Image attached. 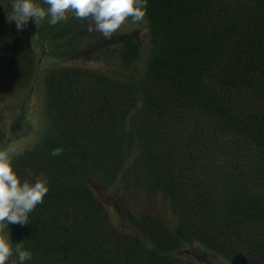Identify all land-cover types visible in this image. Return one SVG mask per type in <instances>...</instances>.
Masks as SVG:
<instances>
[{
    "label": "trees",
    "instance_id": "16d2710c",
    "mask_svg": "<svg viewBox=\"0 0 264 264\" xmlns=\"http://www.w3.org/2000/svg\"><path fill=\"white\" fill-rule=\"evenodd\" d=\"M147 16L149 56L129 39L105 68L49 70V126L13 159L50 188L29 224L8 226L32 253L24 264H199L198 244L264 264V0H147ZM39 28L32 42L0 15V84L25 86L57 60ZM119 183L162 195L169 217L114 229L99 191Z\"/></svg>",
    "mask_w": 264,
    "mask_h": 264
},
{
    "label": "rangeland",
    "instance_id": "374dc122",
    "mask_svg": "<svg viewBox=\"0 0 264 264\" xmlns=\"http://www.w3.org/2000/svg\"><path fill=\"white\" fill-rule=\"evenodd\" d=\"M0 4L11 10V0H0ZM7 10L0 6V15L8 19ZM49 20L50 17H47L42 21L40 28L34 21H29L22 32L32 42H36L35 35L38 37V34L35 30L38 27V30H41L42 42L35 45L40 47L46 41L42 53L51 58L56 57L57 60L55 62L51 60L38 68L31 81L25 86L0 84V150L10 145L15 146L17 151L33 149L39 145L49 126L46 112V79L51 68L60 67L65 61L69 65L79 67L105 68L120 61L118 57L122 49L124 50V42L129 39L143 43L147 47L148 56L152 51L147 15L140 23H132L129 19L111 39L103 38L96 31L89 32V21L78 20L72 13H69L67 20L61 21L71 22L69 30L68 27L58 24H55L54 32V26L46 29L45 25ZM12 24L16 26L14 22ZM47 35L49 40H46ZM139 60L141 63L144 62L141 58ZM110 188H112L109 190L110 194L99 188V196L106 207L110 223L117 231H133L131 228L133 217L142 218L148 214L169 217V205L158 193L136 192L134 186L126 187L122 183ZM8 231L10 233L9 227ZM194 253L199 259V264H229L224 258L212 253L201 244L194 247Z\"/></svg>",
    "mask_w": 264,
    "mask_h": 264
},
{
    "label": "clouds",
    "instance_id": "9594fccd",
    "mask_svg": "<svg viewBox=\"0 0 264 264\" xmlns=\"http://www.w3.org/2000/svg\"><path fill=\"white\" fill-rule=\"evenodd\" d=\"M47 8L36 0H11L8 20L22 31L29 21L37 26L47 17L55 25L74 14L78 20L89 21V32H99L103 38L111 39L130 19L132 23L144 21L147 15V0H43ZM62 149L52 152L58 156ZM18 152L10 145L0 150V264H8L12 257H18L19 264L32 258L30 251L24 250L21 243H13L8 226L29 224V215L38 205L43 204L49 193V181L41 174L34 181L22 179L15 171L13 159ZM12 264H16L12 260Z\"/></svg>",
    "mask_w": 264,
    "mask_h": 264
},
{
    "label": "flooded vegetation",
    "instance_id": "af4514ba",
    "mask_svg": "<svg viewBox=\"0 0 264 264\" xmlns=\"http://www.w3.org/2000/svg\"><path fill=\"white\" fill-rule=\"evenodd\" d=\"M42 1H43V0H42ZM0 6H1L2 8H4V9L7 10V8H6L5 6H3V5H1V4H0ZM7 11H9V10H7Z\"/></svg>",
    "mask_w": 264,
    "mask_h": 264
}]
</instances>
